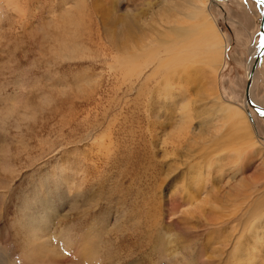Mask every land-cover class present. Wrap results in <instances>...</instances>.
<instances>
[{
  "label": "rangeland",
  "instance_id": "obj_1",
  "mask_svg": "<svg viewBox=\"0 0 264 264\" xmlns=\"http://www.w3.org/2000/svg\"><path fill=\"white\" fill-rule=\"evenodd\" d=\"M259 5L0 0V264H264ZM204 9L218 72L173 62Z\"/></svg>",
  "mask_w": 264,
  "mask_h": 264
},
{
  "label": "bare ground",
  "instance_id": "obj_2",
  "mask_svg": "<svg viewBox=\"0 0 264 264\" xmlns=\"http://www.w3.org/2000/svg\"><path fill=\"white\" fill-rule=\"evenodd\" d=\"M263 9H264V6L262 4L259 5V11L261 13V16H262ZM203 11H205L206 17L202 16L201 12L199 14L195 13L194 19H196L198 16H200V19L198 22L193 23L190 26V28H188L185 41L183 42L181 46V51L183 52V55L182 56L176 55L175 57H173V62L175 65L179 67L182 66L183 70H184V67H186V64H188L191 69L192 66L190 62H192V59H197L199 57L203 59L204 61H206V63L211 64L212 66L218 65L216 69L218 72L220 68L223 67V64L225 62V51L228 46V42L225 40V37L218 31L219 29L217 30L214 27L213 21H212L213 19L211 15L208 14L205 9ZM259 31H260V24H259ZM199 32L201 35L196 34ZM260 34H261L260 41H255L254 44L250 47V50H249L250 58L246 62V68H247V79L249 78L250 74L253 72V75H252L253 83L250 89V100L256 106L263 107L261 104H259L258 98L254 93V85L256 82L257 74H258L257 67L261 65L262 61L253 70L254 61L256 57L258 56V54L261 52L262 46L264 45V35L261 32ZM204 50H206V52H204ZM262 60H263V57H262ZM190 75H191V71L189 70V73L187 74V76L190 77ZM245 96H246V93H245ZM246 102L250 106V108H247L249 111L248 112L249 115H252L255 112L259 114L260 116H263L261 113L263 111L260 109L258 110L254 108L249 103L247 98H246L245 103H243L244 108L246 107V104H247ZM244 112L245 111L243 110V107L241 108L238 104L232 103L231 105L227 107L225 105V108L223 106L222 117H227L228 120H231V122L232 121L234 122V125L236 127L238 128L241 127L242 128L241 130H244L245 132V129L249 125L247 124V120H246V116ZM245 133H248V132H245Z\"/></svg>",
  "mask_w": 264,
  "mask_h": 264
},
{
  "label": "water",
  "instance_id": "obj_3",
  "mask_svg": "<svg viewBox=\"0 0 264 264\" xmlns=\"http://www.w3.org/2000/svg\"><path fill=\"white\" fill-rule=\"evenodd\" d=\"M260 1V0H259ZM264 6V4H262ZM260 32L264 35V9L262 11V17H261V22H260ZM264 55V45L262 46V49H261V52L258 54V56L256 57L255 61H254V64H253V70L258 66L259 63H261L262 61V57ZM252 75H253V72L250 74L248 80H247V83H246V98L247 100L249 101V103L256 109H260L262 110L263 112L262 115L264 116V107H259V106H256L255 104H253L250 100V89H251V86H252Z\"/></svg>",
  "mask_w": 264,
  "mask_h": 264
},
{
  "label": "crops",
  "instance_id": "obj_4",
  "mask_svg": "<svg viewBox=\"0 0 264 264\" xmlns=\"http://www.w3.org/2000/svg\"><path fill=\"white\" fill-rule=\"evenodd\" d=\"M226 63H227V59H226V56H225V65L223 66V67H225L226 66ZM222 70V69H221Z\"/></svg>",
  "mask_w": 264,
  "mask_h": 264
},
{
  "label": "snow or ice",
  "instance_id": "obj_5",
  "mask_svg": "<svg viewBox=\"0 0 264 264\" xmlns=\"http://www.w3.org/2000/svg\"><path fill=\"white\" fill-rule=\"evenodd\" d=\"M260 3H261V4H264V0H260Z\"/></svg>",
  "mask_w": 264,
  "mask_h": 264
}]
</instances>
